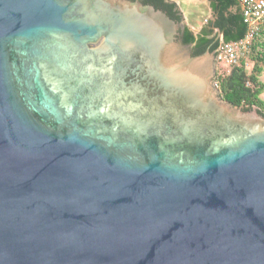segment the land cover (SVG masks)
I'll list each match as a JSON object with an SVG mask.
<instances>
[{
	"label": "water",
	"instance_id": "water-1",
	"mask_svg": "<svg viewBox=\"0 0 264 264\" xmlns=\"http://www.w3.org/2000/svg\"><path fill=\"white\" fill-rule=\"evenodd\" d=\"M184 26L0 0V264H264V115L221 99Z\"/></svg>",
	"mask_w": 264,
	"mask_h": 264
},
{
	"label": "trees",
	"instance_id": "trees-1",
	"mask_svg": "<svg viewBox=\"0 0 264 264\" xmlns=\"http://www.w3.org/2000/svg\"><path fill=\"white\" fill-rule=\"evenodd\" d=\"M143 4H150L161 9L174 18L179 19L174 11L175 4L166 0H140ZM210 8L215 20L210 22L209 28L199 34L186 27L183 43L192 45L193 55H200L206 50L215 52L220 41L229 43L243 38L247 32L238 0H209ZM221 34V40L214 41L210 35L216 30ZM264 24L260 26L257 35L250 44L245 57L229 67L216 65L215 83L222 100L234 107L251 110L256 107L264 115Z\"/></svg>",
	"mask_w": 264,
	"mask_h": 264
},
{
	"label": "built area",
	"instance_id": "built-area-1",
	"mask_svg": "<svg viewBox=\"0 0 264 264\" xmlns=\"http://www.w3.org/2000/svg\"><path fill=\"white\" fill-rule=\"evenodd\" d=\"M244 23L247 26L245 36L237 41L224 43L217 47L216 65L229 67L238 63L249 51L250 44L264 24V0H238Z\"/></svg>",
	"mask_w": 264,
	"mask_h": 264
},
{
	"label": "rangeland",
	"instance_id": "rangeland-1",
	"mask_svg": "<svg viewBox=\"0 0 264 264\" xmlns=\"http://www.w3.org/2000/svg\"><path fill=\"white\" fill-rule=\"evenodd\" d=\"M182 9L188 13V18L190 22L195 24L201 23L204 19L208 18L210 13V7L208 0H194L192 2L184 1L181 5ZM220 66V65H219ZM264 81V74L261 77ZM262 99L264 100V93L262 94Z\"/></svg>",
	"mask_w": 264,
	"mask_h": 264
},
{
	"label": "crops",
	"instance_id": "crops-1",
	"mask_svg": "<svg viewBox=\"0 0 264 264\" xmlns=\"http://www.w3.org/2000/svg\"><path fill=\"white\" fill-rule=\"evenodd\" d=\"M172 3L175 4V8H178V13L180 14V16L182 17V19L184 20V22L186 23V25L194 32H198L200 31L202 28L204 27H208L210 22H212V10L210 8V13L208 18L204 19L203 22L195 24V22L193 21L190 22L189 18H188V13H186L185 10L182 9L181 5L185 0H170ZM188 2H192L194 0H186ZM209 2V0H208ZM209 7H210V2H209Z\"/></svg>",
	"mask_w": 264,
	"mask_h": 264
},
{
	"label": "flooded vegetation",
	"instance_id": "flooded-vegetation-1",
	"mask_svg": "<svg viewBox=\"0 0 264 264\" xmlns=\"http://www.w3.org/2000/svg\"><path fill=\"white\" fill-rule=\"evenodd\" d=\"M161 10V9H160ZM163 11V10H162ZM174 11L177 13V16L178 17H180L179 15H178V10H176L175 8H174ZM165 12V11H164ZM167 13V12H166ZM172 18V17H171ZM172 19H174V18H172ZM174 20H176V21H178V22H181V17L179 18V19H174ZM185 28H186V26H184V28L182 27V28H180L179 29V34H178V36H177V39H178V41L182 44V45H184V46H187L188 47V50H189V52L193 55V47H194V44H192V45H186V44H184L183 43V40H182V38H183V36H184V31H185ZM207 28H209V26L207 27H204V28H202L200 31H198V32H194V34H199V32H201L202 30H204V29H207ZM210 37L214 40V41H219V40H221V34L219 33V31H217L216 30V32H213L211 35H210ZM214 53V52H213ZM214 55H215V53H214ZM215 78H216V76H215ZM216 84V83H215Z\"/></svg>",
	"mask_w": 264,
	"mask_h": 264
}]
</instances>
